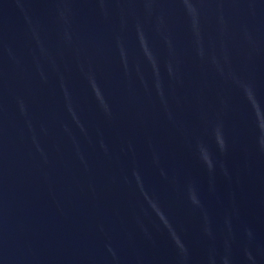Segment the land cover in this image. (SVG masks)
<instances>
[{"label":"water","instance_id":"water-1","mask_svg":"<svg viewBox=\"0 0 264 264\" xmlns=\"http://www.w3.org/2000/svg\"><path fill=\"white\" fill-rule=\"evenodd\" d=\"M0 264H264V0H0Z\"/></svg>","mask_w":264,"mask_h":264}]
</instances>
